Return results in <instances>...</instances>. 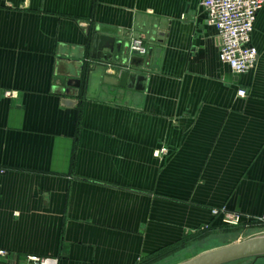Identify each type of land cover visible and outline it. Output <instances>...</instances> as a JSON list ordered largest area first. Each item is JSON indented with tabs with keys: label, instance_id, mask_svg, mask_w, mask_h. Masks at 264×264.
Returning <instances> with one entry per match:
<instances>
[{
	"label": "crops",
	"instance_id": "obj_1",
	"mask_svg": "<svg viewBox=\"0 0 264 264\" xmlns=\"http://www.w3.org/2000/svg\"><path fill=\"white\" fill-rule=\"evenodd\" d=\"M251 45L235 75L201 0H0V264H168L216 210L264 224V6Z\"/></svg>",
	"mask_w": 264,
	"mask_h": 264
},
{
	"label": "built area",
	"instance_id": "obj_2",
	"mask_svg": "<svg viewBox=\"0 0 264 264\" xmlns=\"http://www.w3.org/2000/svg\"><path fill=\"white\" fill-rule=\"evenodd\" d=\"M264 6V0H201V7L207 14L208 23L217 32L220 42L219 59L228 65L235 75H244L257 65L258 50L251 45V38L259 12ZM131 51L138 52L140 56L148 53L143 39L133 40ZM241 97H246L245 90L239 92ZM8 98L14 97L11 92H6ZM167 149L157 151V156L167 154ZM6 170L0 169V178ZM224 215V222L230 226H239L243 217L239 214H227L226 211H214L213 215ZM264 221V217L260 220ZM0 256H6L1 251ZM29 261L34 264H58L57 259L39 258L32 256Z\"/></svg>",
	"mask_w": 264,
	"mask_h": 264
},
{
	"label": "water",
	"instance_id": "obj_3",
	"mask_svg": "<svg viewBox=\"0 0 264 264\" xmlns=\"http://www.w3.org/2000/svg\"><path fill=\"white\" fill-rule=\"evenodd\" d=\"M102 33H110L109 30H101ZM110 41L105 36L96 35L94 40V47L97 48V45L100 41ZM113 40H111L112 42ZM121 46V45H120ZM119 46V48H120ZM126 51H129V45L126 46ZM126 52V53H127ZM133 56H139L138 52H132ZM129 73L126 72L122 77V83L125 85L129 78ZM59 80V79H57ZM64 85H71V82H66L65 80H60ZM77 86H80V82H77ZM76 101L64 100L63 104L68 107L76 105ZM264 257V236H256L248 240L231 244L229 246L217 248L214 250L207 251L200 254L199 256L183 262L181 264H229L241 260L251 259V258H260Z\"/></svg>",
	"mask_w": 264,
	"mask_h": 264
},
{
	"label": "rangeland",
	"instance_id": "obj_4",
	"mask_svg": "<svg viewBox=\"0 0 264 264\" xmlns=\"http://www.w3.org/2000/svg\"><path fill=\"white\" fill-rule=\"evenodd\" d=\"M221 232L214 233L211 236L209 240H206L207 244H199L200 242H197L194 245H190V249L185 250L184 252L179 253V255L175 256V259L172 260L171 263L168 264H181L183 262H186L188 260H191L200 254H202L203 251L209 250V249H217L225 246H229L234 243L242 242L245 240H248L250 238L256 237L259 234L264 233V224H246V225H239V226H232L224 228V230L220 229ZM205 233L207 231H204ZM234 232V233H233ZM233 233V234H228ZM215 241V243L210 244V241ZM201 245V246H200ZM196 246H199L198 248H195ZM204 246V249H201V247ZM251 259L250 261H252ZM249 260L246 262H250Z\"/></svg>",
	"mask_w": 264,
	"mask_h": 264
},
{
	"label": "trees",
	"instance_id": "obj_5",
	"mask_svg": "<svg viewBox=\"0 0 264 264\" xmlns=\"http://www.w3.org/2000/svg\"><path fill=\"white\" fill-rule=\"evenodd\" d=\"M160 257H162V255H157L156 260H158Z\"/></svg>",
	"mask_w": 264,
	"mask_h": 264
}]
</instances>
